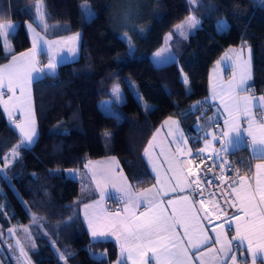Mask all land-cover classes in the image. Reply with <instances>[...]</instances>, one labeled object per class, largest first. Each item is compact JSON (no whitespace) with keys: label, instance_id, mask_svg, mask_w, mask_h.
Instances as JSON below:
<instances>
[{"label":"trees","instance_id":"16d2710c","mask_svg":"<svg viewBox=\"0 0 264 264\" xmlns=\"http://www.w3.org/2000/svg\"><path fill=\"white\" fill-rule=\"evenodd\" d=\"M134 1V10L127 4L124 12L118 0H0V23L18 27L15 39L8 37L15 52L31 45L25 21L34 23L47 37L75 31L82 35L77 58L59 63L54 76L44 74L34 80L38 137L31 148H20L19 158L4 168L11 186L0 178L6 206L0 208V260L4 264L20 263L11 254L20 253L13 236L6 234L13 222L34 223L36 244L27 248L34 264H101L93 254L102 253H106L102 264H112L119 247L113 240L89 237L80 213L84 198L79 180L66 170L90 158L116 154L136 184L152 182L143 150L153 131L169 115L178 116L188 131L193 130L210 111L211 66L229 46L253 36L258 45L249 85L264 92L262 0ZM37 4L46 28L34 22ZM188 14L201 23L189 36L174 37L177 59L157 64L153 52ZM122 31L131 38V55L121 39ZM6 60L0 52V63ZM182 72L187 84L182 82ZM116 84L123 89L121 100L122 94L114 91ZM106 99L104 108L100 101ZM197 102L202 103L193 108ZM20 140L19 131L0 106V157L9 156ZM229 161L241 172L247 170V148L230 152ZM58 249L72 255L65 261L57 255Z\"/></svg>","mask_w":264,"mask_h":264},{"label":"crops","instance_id":"0c3cea01","mask_svg":"<svg viewBox=\"0 0 264 264\" xmlns=\"http://www.w3.org/2000/svg\"><path fill=\"white\" fill-rule=\"evenodd\" d=\"M25 25L32 24L36 33L40 36L44 37L49 41L51 47L48 49L47 54H44L45 60L42 61L40 58L39 50L37 49L34 54L35 67L38 69H44L45 66L49 62V57H54L56 61L54 63L58 64L64 61H69L75 59L78 56V52H80V40L81 37L74 36L75 38H70V35L66 34L55 37H47L45 36L34 23L31 21H25ZM30 40L32 41V34L28 33ZM258 45V38L253 36L249 37L245 40L240 41L237 45L229 46L225 49L220 56L216 59L209 70L208 74V86L209 91L207 95V100L210 103V111L209 113L202 119H199L197 123H199V128L197 129L196 123L194 125L193 130L188 131L182 124V121L178 116L169 115L167 116L156 129L153 131L148 141L146 142L143 150L144 158L148 164V167L153 175L154 180L147 184H136L125 171L121 160L116 154H106L99 157H94L85 160L82 165L69 168L75 172V175L72 177L77 178L79 180L80 189H81V197L84 198L80 205V213L87 230L89 237L92 240L90 230H89V222H91L92 228L97 232H110L111 224L117 221H125L129 218L132 220L145 221L151 219L152 217L159 214L161 210L165 211L166 215H171L175 210L177 212V219L180 220V225L177 228L178 237L182 238L186 247L189 248L190 252L193 251L191 246L188 244V237L184 236L185 227L190 229V235L192 239L195 241L196 239L202 238V234L199 229L196 227L197 224L201 228L205 229V234L209 236H214L215 233L211 231V228L219 224L220 221L212 220V224H208L206 220H199V217H202L204 214L201 211V208L198 204L195 205L196 209H199L198 218L193 220L189 216L188 218H183L179 216V213L182 210H187L189 203L191 202L190 192L185 187V180L192 178L191 171H188L190 165L184 164L183 167L187 172V176L180 177V185L176 187V191L173 192L172 189L176 186L177 181L175 179H170L177 173L169 170L170 167L176 168L177 165L172 163L170 165V161L175 160H189V156H187V149H192L195 152L198 148H205V144H202L198 147L197 143L202 140V137L205 135V132H216L217 125L216 123H209L210 118H214L218 123L219 127L225 131H230L235 127H239L242 133V140L237 141L235 139V135L233 134V144L229 146L227 159L229 160V153L246 147L248 150V154L250 156V166L247 170L243 171L241 176L238 178L239 183L236 185L239 191V198L237 199L238 208L252 209L254 208L256 213H259L261 208H264V204L258 205V202L261 199V194L264 192V167L257 168V165H264V145H256L257 150L254 152L253 148L250 146L253 137L257 141H259L262 137H264V128H261L260 122L264 120V107H252L250 105V111L245 113L243 111H225L224 105L228 104L229 108H232L231 101L229 99V94L231 95H239L241 97H261L264 96V92H257L252 87H250V81L253 77L254 73V52ZM31 45L19 52H15L19 57L20 53H28L29 49L32 48ZM251 49L249 53L248 49ZM69 49H73L74 54L69 51ZM226 53L231 59H225ZM239 54V59L237 56ZM73 56V57H70ZM70 58V59H68ZM9 57L3 63H0V66L7 65L9 63ZM28 68L26 71H30L31 65L27 60V56L21 58ZM249 74L251 79L248 81V91L240 92L239 89L229 90V85L233 83L235 78L236 81H239L242 70H243V61H249ZM57 69V67H56ZM55 69V71H56ZM0 71L7 73V69L0 67ZM44 74L37 75L35 72H31L30 75L26 76L25 79L27 81V86L24 89V96L21 98L23 100V106L21 107L20 101L16 99L9 100L8 97L11 95L7 93L6 89L3 91L5 95L3 99L7 101V106L9 111L12 113L11 118L4 112V105L0 104L5 116L8 121L15 127L13 123L17 117H19V122L21 126L27 130L29 123V114L31 113L32 119L34 120L35 128L38 132V125L35 116L34 110V91H33V82L36 78L42 76ZM34 77V79H33ZM213 94L214 98H213ZM260 104H264V102H258ZM217 109H219V114H217ZM23 112V115L20 113ZM169 117L172 119L169 120ZM228 121L227 127H225V121ZM165 121H168L165 124ZM173 121H178L179 129L184 133L185 137L188 140L187 145L184 146V150L181 153H176L177 145L172 143L174 139L177 129V125L173 124ZM251 123V127L249 124ZM159 129V131H157ZM247 129L252 133L251 136L248 135V132L245 131ZM20 133V130L17 129ZM172 132L173 135H169V132ZM21 138V134H20ZM210 145L206 147L205 153L212 154L214 149H219L220 144L216 141L212 140V137L209 136ZM151 141V144L149 143ZM145 149H148L147 154H145ZM176 153L174 156L173 154ZM115 157V160L112 158ZM88 167H85V165ZM67 172V170H66ZM103 173L104 175H101ZM95 175V178H93ZM71 176V175H70ZM240 178H243L242 180ZM257 181H259V185L257 186ZM131 188V198L135 203H128V188ZM181 187H185L183 192L180 191ZM261 191H256L255 199L251 204L248 203V197L252 194V191L257 189ZM151 190V191H149ZM227 191V189H225ZM225 191V192H226ZM189 196L190 199L188 202L179 199V197ZM157 201H163L159 205V207L154 204H150L149 201L153 200V198ZM171 199L173 203L171 205L168 204V200ZM89 205V207L85 208V205ZM120 205L119 209H114L110 207L112 205ZM138 205V206H136ZM231 212H236V209H230ZM143 214V215H141ZM250 218L251 212L249 213ZM245 217L243 212L239 213V220L244 221ZM236 221H232L233 230L228 231L227 227H225V239H231L232 236L236 235L235 228ZM216 232H220V228L215 229ZM119 237V242H117V238ZM113 240L119 247V255L120 256V245L124 243V238L117 232L115 235H110L106 238H100L98 240ZM251 252L243 251L242 255L246 258L247 264H253V253L256 254L255 264H262L264 262V234L256 232L255 235L251 236ZM125 247H130V245H125ZM214 248H219L220 245L216 244L212 246ZM243 247L246 249L249 247L248 241H244ZM206 249H201V252H205ZM237 252V255H241L239 251L234 249ZM126 256V253H125ZM112 263L116 264V261ZM152 250L149 246H144L140 252H133L132 260L128 261V264H143L144 261H147L148 264H156V261L151 258ZM193 264H199L195 258H193ZM237 264H240L238 260Z\"/></svg>","mask_w":264,"mask_h":264},{"label":"snow or ice","instance_id":"6c2138e0","mask_svg":"<svg viewBox=\"0 0 264 264\" xmlns=\"http://www.w3.org/2000/svg\"><path fill=\"white\" fill-rule=\"evenodd\" d=\"M192 4H199L200 0H190ZM264 2V0H262ZM37 16L34 18V22L38 24V26L47 27L44 25V17L40 14L41 5H36ZM31 11V10H29ZM188 25L190 28H196L201 23L195 17H189ZM221 29H223L224 25H219ZM184 28V25H177V32H181V29ZM26 33L32 34V48L29 49L28 53H20L19 57L16 55L14 48L8 41V37L11 35L13 39L15 36L13 33L18 34V27L13 23H0V52L5 54V58L11 57L9 63L4 66H0L4 69H7V73L0 71V104L4 105V112L7 113L9 118H11L12 113L9 111L7 106V101L3 99L6 89L7 93L11 95L8 97L9 100L16 99L20 101L21 107L23 106V100L21 99L24 96V89L27 86V81L25 79L26 76L30 75L31 72L37 73V75L45 74V75H55V69L57 64L52 61V58L49 57V63L45 66L44 69H38L35 67V61L33 59L34 54L37 49L41 55L47 54L48 49L51 47L49 41L44 37L40 36L36 33L32 24L25 25ZM181 34H183L181 32ZM170 37H166V40ZM122 41L126 42L129 45V54H133L134 49L131 45V38L127 35L121 37ZM70 52L74 54L73 49H69ZM166 51V50H165ZM249 53L251 49H248ZM27 56V60L31 65L30 71H26L28 65L21 59ZM154 59H161V52H157L155 54ZM225 59H231L226 53ZM239 59V54L237 56ZM243 70L240 76L239 81H236L235 78L233 83L230 84L229 90L239 89L240 92L248 91V81L251 79L249 74V61H243ZM34 79V77H33ZM182 82L187 84V77H182ZM117 94L118 89H117ZM213 94V98H214ZM229 99L232 104V108H229L228 104L224 105L225 111H243L245 113L250 111V105L252 107H264V104H260L258 102H264V96L261 97H241L239 95H231L229 94ZM202 102H197L196 105H193V108H197L199 104ZM204 103H207L205 101ZM23 115V112L20 113ZM217 114H219V109H217ZM172 118L169 117V120ZM19 117L13 121L15 124V128L20 130L21 140L18 145H16L9 156L0 157L4 161V168L7 169L9 167V161L16 160L19 158V149H29L36 142L38 137V132L34 125V120L32 119L31 113L29 114V120L31 121L28 125L27 130H25L19 122ZM168 121H165L167 124ZM209 123H216L217 131L216 132H205V135L202 139L205 142V148H198L195 152L192 149H187V156L191 157V159L183 161V160H175L170 161V165L175 163L177 165L176 168L170 167L169 170L177 173L170 179H175L177 181L176 186L173 187L172 191H176V187L180 185V177L187 176V172L183 167L184 164L192 165L195 164L197 160H211L212 165L216 167L223 168L225 166L230 167V164L226 160L221 159V153H227L229 150V146L233 144V134L235 135V139L237 141L242 140V133L239 127H235L230 131H225L219 127L218 123L214 118H210ZM173 124L177 125L176 135L172 140V143L177 145L176 153H181L184 150V146L187 145L188 140L185 137L184 133L178 127V121H173ZM228 121H225V127H227ZM251 127V123L249 124ZM261 128H264V120L260 122ZM159 131V129L157 130ZM248 132V135L251 136L252 133L245 129ZM169 135H173L170 131ZM211 136L213 141H216L220 144L219 149H214L212 156H205L206 147L209 144L208 137ZM151 144V141L149 142ZM264 145V137H262L259 141L253 137V140L250 146L253 148L255 152L257 150L256 145ZM148 149H145V154H147ZM176 153L173 155L175 156ZM115 160V157L112 158ZM219 161V163H217ZM212 165H205L200 172L193 174V177L185 180V187L190 192L191 202L188 205L187 210H182L179 213V216L183 218H188L195 220L198 218L199 209L195 208L196 204L203 206L205 204V192L207 191V200L211 203L212 208L211 211L216 213V220L220 221L219 224L214 225L211 228V231L215 233L214 236H209L205 234V229L201 228L199 224L196 227L199 229L202 234V238L196 239L195 241L192 239L190 235V229L185 227L184 236L188 237V244L191 246L193 251L190 252L189 248L185 246L182 238L178 237L177 228L180 225V220L177 219V212L174 210L171 215H166L164 210H161L158 215L152 217L151 219L145 221L132 220L131 218L125 221H117L111 224L110 232H97L92 228L91 222H89V230L93 239L106 238L110 235H115L117 232L124 238V243L120 245V256L118 257L116 264H128L129 260L133 258V252H140L144 246H149L152 250V259L156 261V264H193V258L199 262V264H237L238 260L240 264H247L246 258L242 255L243 251L251 252V236L255 235L256 232L264 234V208H261L259 213H256L254 208L245 209L238 208L237 199L239 198V191L237 188V184L239 181L227 182L225 181V187L227 189L226 192H221L217 195L216 189H219L220 184L217 181L221 180V176H217L213 172ZM85 167H88L86 164ZM257 168L264 167V165H257ZM190 171V168L188 169ZM238 172V170H236ZM101 175H104L101 173ZM0 178L5 179L11 186V179L5 175L3 169H0ZM95 178V175L94 177ZM241 180L243 178H240ZM257 186L259 185V181L256 182ZM185 187H181L180 191L183 192ZM208 189H213L212 191H208ZM128 191V203H135L131 198V188L127 189ZM151 191V190H149ZM256 191H261L259 187L252 191V194L248 197V203L251 204L255 199ZM189 196L179 197L185 202H188L190 199ZM23 203V201H22ZM150 204H154L159 207L163 201H157L155 197L153 200L149 201ZM173 201L171 199L168 200V204L171 205ZM260 204H264V192L261 194V199L258 202ZM138 206V205H136ZM6 206H0V208H4ZM27 207V206H26ZM89 207V205H85V208ZM230 209H236V212H231ZM243 212L245 217L244 221L239 220V213ZM251 212L252 218H250L249 213ZM143 215V214H141ZM37 218L33 217L35 221ZM199 220H207L208 224H212V219L209 215V211L207 209L204 210V215L199 217ZM235 220V228L234 231L236 235L232 236L231 239H225V227H227L228 231L233 230L232 221ZM220 228V232H216V228ZM25 233H27V229H24ZM8 235H13V229L8 228ZM3 236V232L0 231V237ZM247 240L249 247L244 248V241ZM117 242H119V237L117 238ZM0 243H2V239H0ZM16 244L19 245L20 241L17 240ZM130 245V247H125V245ZM219 244V248H214L212 246ZM201 249H206L205 252H201ZM236 249L241 253V255H237V252L234 251ZM20 252L23 255L24 249L21 247ZM126 253V256H125ZM71 256V253L67 254ZM97 256L101 264L104 259H106V253L102 254H93ZM253 264H255L256 254L253 253ZM61 259L66 261V256L61 255ZM143 264H148L147 261H144ZM264 264V262H262Z\"/></svg>","mask_w":264,"mask_h":264},{"label":"rangeland","instance_id":"374dc122","mask_svg":"<svg viewBox=\"0 0 264 264\" xmlns=\"http://www.w3.org/2000/svg\"><path fill=\"white\" fill-rule=\"evenodd\" d=\"M135 3L136 2L134 0H118V2H117L118 5L121 4V8L123 9L124 12L127 11L126 8H125L127 4L131 5L132 9L134 10ZM189 17H195L197 19V17L192 15V14L186 15L182 20H180L166 34V37H170V38L166 40V37H165L164 43L153 52V54H152L153 59H154L155 54L157 52H161V59L159 61L154 59V61L157 64H161V63H165V62L177 59L176 53H175L174 48H173V41L175 40L174 37H176V36L187 37L195 29V28L193 29V28L189 27V25L187 23ZM181 24L184 25V28L181 29V32L183 34H181V32H177V30H176L177 29V25H181ZM122 33H123L122 34L123 36L127 35L129 37L128 33L124 32V31H122ZM70 34H73V35H70L71 36L70 38H75L74 36L82 37L81 31H75V32L70 33ZM80 43H81V40H80ZM78 55H79V52H78ZM39 56H40L42 61L45 60L43 55L40 54ZM70 57H73V56H70ZM77 57L78 56H76L75 58H77ZM51 58H52L53 62L56 61V60H54L55 56L51 57ZM68 59H70V58H68ZM184 76H186V74L184 72H182V77H184ZM133 85L135 87V82L133 83ZM117 89H118V93L122 94L121 98H119V100H121L123 98V96H124L122 86L120 84H116L114 86V91H115L116 94H117ZM117 95H119V94H117ZM137 95H138V97H140V92L139 91H137ZM108 102H109V99H106V100L100 101V104L102 105V107L106 108ZM196 127H197V129L199 128V123H197V122H196ZM202 144H205L203 139L201 140V142L199 141L197 143L198 147L201 146ZM208 145H210V140H209V144ZM12 162H13V160L10 159L9 164L12 163ZM0 169L4 170V161L0 162ZM67 174L73 176V175H75V172L72 171V170L67 169ZM2 195H3V191L0 188L1 206H3ZM35 222L40 225V223L38 222L37 219L35 220ZM32 224H34V223L24 224V223H20V222H13V227H12L13 235L12 236H13V239H14V243L16 244V241L19 240L20 244L19 245L16 244L18 249H19V251H20L21 247L24 249V254L23 255L21 254V252L20 253H18V252L16 253L15 251L11 250L12 251L11 254L13 253L14 256L19 258V260H20V263H16V264H34L32 262V260L29 258L28 254H27V248L29 246L33 247L36 244L35 239H34V234H33V229L34 228H33ZM24 229L28 230L27 233H25ZM6 234L8 235V230L6 231ZM54 242L55 241L53 240V244H55ZM68 253H71V252L63 251V250H60V249L57 250V255L59 257L62 254L67 257ZM0 264H4L3 261L0 260Z\"/></svg>","mask_w":264,"mask_h":264},{"label":"built area","instance_id":"2783aa9c","mask_svg":"<svg viewBox=\"0 0 264 264\" xmlns=\"http://www.w3.org/2000/svg\"><path fill=\"white\" fill-rule=\"evenodd\" d=\"M212 154L210 153H205V156H212ZM227 155H228V152L227 153H221V159L222 160H226L229 162L230 164V167L228 166H225L223 168H220V167H216L215 165H212V161L211 160H208V159H205L203 161L201 160H197L195 164H192L190 165V171H191V174L193 176V174L195 173H198L201 171V169H203L205 167V165H212L213 167V172L215 175L217 176H221V173H223V175L221 176V180L217 181V183L220 184V187L219 189H216L215 191L217 192V195H219L221 192H225L226 190V187H225V181L227 182H232V181H236L238 180V178L241 176L242 172L240 170V167L236 164V163H231L228 159H227ZM191 159V157L189 158ZM217 163H219V161H217ZM238 170V172L236 171ZM213 189H208V191H212ZM205 204L200 208H201V211L202 213L204 214V210L207 209L209 211V215L211 217L212 220H216V213L211 211V208H212V205L211 203L207 200V191L205 192ZM110 207H113L114 209H119L120 208V205L118 204H114ZM207 221V220H206Z\"/></svg>","mask_w":264,"mask_h":264},{"label":"water","instance_id":"95a60500","mask_svg":"<svg viewBox=\"0 0 264 264\" xmlns=\"http://www.w3.org/2000/svg\"><path fill=\"white\" fill-rule=\"evenodd\" d=\"M201 206V205H200ZM202 207V206H201Z\"/></svg>","mask_w":264,"mask_h":264}]
</instances>
